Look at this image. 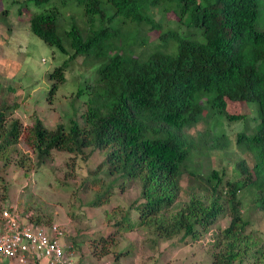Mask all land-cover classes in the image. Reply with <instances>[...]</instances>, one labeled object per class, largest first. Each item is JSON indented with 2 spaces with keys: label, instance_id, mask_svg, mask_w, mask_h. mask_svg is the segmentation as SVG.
Listing matches in <instances>:
<instances>
[{
  "label": "trees",
  "instance_id": "obj_1",
  "mask_svg": "<svg viewBox=\"0 0 264 264\" xmlns=\"http://www.w3.org/2000/svg\"><path fill=\"white\" fill-rule=\"evenodd\" d=\"M51 1L23 0V9ZM261 5L258 0H63L35 13L32 33L68 56L50 74L55 83L49 98L80 56L97 75L78 90L75 101L87 97L83 106L53 130L36 115L24 127L11 117L15 107L0 106V160L5 163L23 140L36 154L37 166L52 161L55 152L70 154L72 162L86 159L88 149V156L106 152L93 173L106 166L110 175L143 183L138 221L128 212L110 238L121 230L147 228L156 236L154 243L180 237L190 245L226 211L228 227L214 236L212 264H245L256 249L264 257V239L253 229L254 218L264 215ZM252 102L263 115L256 127L238 133L237 173L227 177L225 168L215 169L213 156L220 153L221 161L232 141L216 132L222 120L214 121L215 115L242 121L245 111L232 114L229 104L246 110ZM206 120L212 124L194 136L190 130ZM87 183L86 191L97 193L90 206L111 202L112 191L102 180ZM186 193L189 201L180 206Z\"/></svg>",
  "mask_w": 264,
  "mask_h": 264
},
{
  "label": "rangeland",
  "instance_id": "obj_2",
  "mask_svg": "<svg viewBox=\"0 0 264 264\" xmlns=\"http://www.w3.org/2000/svg\"><path fill=\"white\" fill-rule=\"evenodd\" d=\"M15 1L0 0V106L15 107L11 117L19 119L24 127H30L36 115L48 129L53 130L59 123L69 122L73 117V108L83 106L87 97L75 101L78 90L86 87V82H90L97 74L83 63L84 58L80 56L67 70L66 81L49 98L55 83L50 74L68 56L33 34L29 21L35 13L58 5L63 0H53L43 6L31 5L27 9L25 7L26 10L23 9V0ZM200 1L205 3V0ZM258 1L262 5L257 26L262 29L264 0ZM79 10L82 12L78 19L83 16V10ZM152 37L156 35L152 34ZM65 45H68L67 42ZM246 108L236 104H229L228 107L232 114L245 111L246 117L242 121H223L218 114L214 118V121L222 120L217 124L216 132L227 133L232 141L231 150L224 153L221 161L220 153L213 156L215 169L225 168L227 177H234L237 173L234 150L238 133L256 127L263 115L257 102L247 103ZM206 110L210 111L208 105ZM211 124V121L206 120L190 132L194 136L201 135ZM90 152V149L85 151L86 159L76 158L74 165L70 154L55 152L52 161L37 166L36 154L25 140L21 141L12 148L5 163L0 160V218L3 210L11 208L22 223L32 222L34 226L44 228L52 224L61 225L66 233L63 243L74 244L75 256L81 254L80 260L85 264H212L214 236L228 227L226 211L200 241L190 245L181 241L180 237L154 243L156 236L147 228L121 230L110 238L109 234L116 231L114 224L128 212L133 221H138L136 207L142 202L143 183L141 179L110 175L106 166L93 173L102 163L106 152H94L88 156ZM238 153L243 156L241 151ZM100 180L105 188L111 189L112 198L107 205L93 208L90 202L97 193L95 188L86 191L87 182ZM187 184L185 180L184 188ZM188 201L186 193L180 200V206ZM254 221L257 239L259 236L264 239V215L256 216ZM104 237L108 238V242L102 241ZM122 252H130V256H120ZM259 254L258 249L254 250L245 264H264V257ZM115 258L119 259L118 262H115ZM47 262L45 259L38 261L39 264H50ZM0 264L13 263L2 259Z\"/></svg>",
  "mask_w": 264,
  "mask_h": 264
},
{
  "label": "built area",
  "instance_id": "obj_3",
  "mask_svg": "<svg viewBox=\"0 0 264 264\" xmlns=\"http://www.w3.org/2000/svg\"><path fill=\"white\" fill-rule=\"evenodd\" d=\"M65 237L59 224L48 228L25 224L13 209H5L0 218V260L27 264L36 258L53 264H76L73 246L63 243Z\"/></svg>",
  "mask_w": 264,
  "mask_h": 264
},
{
  "label": "crops",
  "instance_id": "obj_4",
  "mask_svg": "<svg viewBox=\"0 0 264 264\" xmlns=\"http://www.w3.org/2000/svg\"><path fill=\"white\" fill-rule=\"evenodd\" d=\"M77 255V254H76ZM74 257H75V263L76 264H85L84 261H81L80 258H81V254L79 256H75L74 254ZM80 261V263H79ZM88 264V263H87Z\"/></svg>",
  "mask_w": 264,
  "mask_h": 264
}]
</instances>
